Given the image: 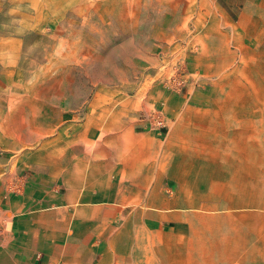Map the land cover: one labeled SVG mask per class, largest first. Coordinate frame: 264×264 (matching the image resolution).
I'll return each instance as SVG.
<instances>
[{
	"label": "crops",
	"instance_id": "0c3cea01",
	"mask_svg": "<svg viewBox=\"0 0 264 264\" xmlns=\"http://www.w3.org/2000/svg\"><path fill=\"white\" fill-rule=\"evenodd\" d=\"M216 7L206 47L224 74L241 67L234 80L254 88L237 99L175 94L155 105L166 127L149 117L123 124L109 149L84 136L62 166L20 173L15 192L0 183V213L14 225L1 264H34L40 250L58 264H264V103L253 82L263 73L264 0Z\"/></svg>",
	"mask_w": 264,
	"mask_h": 264
},
{
	"label": "rangeland",
	"instance_id": "374dc122",
	"mask_svg": "<svg viewBox=\"0 0 264 264\" xmlns=\"http://www.w3.org/2000/svg\"><path fill=\"white\" fill-rule=\"evenodd\" d=\"M216 4L0 0V183L15 192L22 174L41 173L47 163L62 166L64 153L84 136L92 149L96 143L109 149L118 128L154 119L155 105L175 94L229 90L232 99L244 97L254 85L234 80L241 67L224 74L206 47ZM253 67L246 65L245 75ZM259 69L262 79L253 82L264 103V65ZM61 177L56 172L59 194ZM13 226L11 215L0 213V251ZM44 251L34 264H58Z\"/></svg>",
	"mask_w": 264,
	"mask_h": 264
},
{
	"label": "built area",
	"instance_id": "2783aa9c",
	"mask_svg": "<svg viewBox=\"0 0 264 264\" xmlns=\"http://www.w3.org/2000/svg\"><path fill=\"white\" fill-rule=\"evenodd\" d=\"M152 116L153 118L155 119V122H156V126H158L159 128H163V127H166V123H165V119L163 117V114L162 112L160 111V109L158 110H155L152 112ZM10 219L5 217L3 219V228L6 230L7 229V224L9 223ZM1 233V232H0ZM1 236V234H0ZM1 238V237H0Z\"/></svg>",
	"mask_w": 264,
	"mask_h": 264
}]
</instances>
